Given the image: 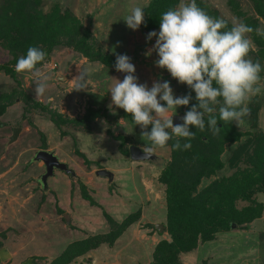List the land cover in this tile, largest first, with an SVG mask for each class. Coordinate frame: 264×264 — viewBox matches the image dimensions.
Instances as JSON below:
<instances>
[{
    "label": "rangeland",
    "instance_id": "rangeland-1",
    "mask_svg": "<svg viewBox=\"0 0 264 264\" xmlns=\"http://www.w3.org/2000/svg\"><path fill=\"white\" fill-rule=\"evenodd\" d=\"M5 1L14 0H0V4ZM151 1L41 0L39 14L33 15L37 22L59 11L70 26L75 25L70 41L77 37L81 47L91 44L101 57L92 60L66 42L54 44L34 69L47 77L46 90L40 97L34 95L32 73L14 71L22 54L15 59L8 47L0 44V264H23L29 259L32 264H51L70 244L109 233L111 226L130 218L132 222L113 243H104L69 264H153L156 245L162 239L171 240L167 230L168 186L163 180V167L172 159L170 140L163 147L153 146L146 136L141 137L142 130L134 125L131 115L122 109H109V88L124 74L101 59L103 54L115 63L116 55L126 54L135 66L138 83L151 87L153 81L168 80L174 96L187 95L188 86L154 65L158 58L154 52L145 56L155 43V38L146 41V35L159 30V20L147 23L151 16L145 10L144 24L133 31L122 19L131 7L146 9ZM187 2L180 0L178 5ZM195 2L213 19H223L228 28L240 22L251 26L253 32L246 34L253 46L248 57L262 65L257 82L261 91L245 101L248 111L243 124L237 127L234 123L244 134L240 140L225 144L220 155L224 167L203 177L197 187L200 191L216 179L229 177L238 167L253 169L257 162L256 156L249 162L241 157L236 166L228 161L235 148L256 143L253 141L264 133V37L255 32L264 29V12L260 11H264V0ZM67 36L64 33L62 38L67 41ZM258 104L255 125L251 109ZM187 110L188 106H180L176 114ZM15 128H21V132L11 142ZM132 145L143 150L151 147L159 160H133ZM42 150L53 152L73 174L56 169L45 184V165L36 160ZM249 152L252 154V148ZM102 169L113 173L112 181L97 175ZM261 175L245 184L250 199L237 197L234 202L238 210L258 209L261 204V213L251 220L233 221L212 240L200 241L197 248L183 254L184 264H264ZM235 196L242 194L237 192ZM158 225H163L162 231H157Z\"/></svg>",
    "mask_w": 264,
    "mask_h": 264
},
{
    "label": "clouds",
    "instance_id": "clouds-1",
    "mask_svg": "<svg viewBox=\"0 0 264 264\" xmlns=\"http://www.w3.org/2000/svg\"><path fill=\"white\" fill-rule=\"evenodd\" d=\"M122 19L128 29L138 30L145 22V8L133 6ZM251 32L253 28L243 22L233 23L228 28L223 19H213L201 10L195 0L162 12L159 30L146 35V41L155 38V43L145 56L154 52L158 57L154 65L166 70L177 83L188 86L195 94L196 103L184 113L181 124H174L177 109L188 106L193 97L174 96L168 80L153 81L151 87L138 83L131 58L118 54L114 68L124 76L122 80L115 79L109 88V109L113 112L122 109L131 115L134 125L142 130L141 137L146 136L156 147L165 146L175 137L178 139L173 144L174 149L191 148L195 133L190 127L204 131L205 118L208 130L216 134L220 127L212 114L217 111V104L220 105L219 120L240 127L248 111L243 106L245 101L261 91L257 82L262 65L248 57L253 46L246 34ZM255 32L264 37V29L257 28ZM45 55L40 47L29 46L14 66L16 73H32L35 97L42 96L47 87V77L34 71ZM149 126L150 130L145 131ZM180 139L185 140L182 145ZM152 153L151 147L145 149L146 156Z\"/></svg>",
    "mask_w": 264,
    "mask_h": 264
},
{
    "label": "trees",
    "instance_id": "trees-1",
    "mask_svg": "<svg viewBox=\"0 0 264 264\" xmlns=\"http://www.w3.org/2000/svg\"><path fill=\"white\" fill-rule=\"evenodd\" d=\"M14 1H5V3L0 4V44L8 47V51L15 59L20 53L22 56L25 55L29 46H38L44 52H50L49 49L54 44H64L65 42L92 60L101 57L91 44L81 47L77 37L76 41H70L74 36L75 25L74 27L70 26L59 11L48 14L43 17L42 21L37 22L33 15L39 14L37 6L41 0ZM179 1L152 0L150 6L145 10L154 21L150 17L147 23L155 21L157 23L160 14L176 8ZM9 10H12V13ZM260 11L264 12L261 9ZM64 33L68 34L67 37L70 38H67V41L62 38ZM101 59L106 63L115 64L103 54ZM187 88V95L193 97L189 102V109L196 101L194 92L189 87ZM219 106V104L216 105L217 111L212 114L216 116L220 127L216 134L208 130L207 118H205L204 131L190 127V130L195 133L190 141L191 148L187 150L174 149L173 144L178 138L170 139L172 159L168 165L163 167V180L168 186L166 197L168 206L167 230L171 240L162 239L156 245L153 264H184L182 261L183 254L197 248L200 241L212 240L216 233L231 227V222L254 219L262 211L261 204H259L258 209L248 207L238 210L234 202L237 197L250 199V196H247L244 191L245 184L255 181L261 173L263 175L260 177L264 178V133L259 134L253 141L256 143H243L235 148L228 161L231 166H236L241 157L245 156L246 162H249V159L256 156L257 162L253 169L238 167V170L229 177L223 176L216 179L208 187L197 191L198 184L203 177H209L224 167L220 155L225 144L240 140L244 134V132L236 129L234 123H225L219 120ZM259 106L258 104L251 109L255 125ZM184 142V139H180L181 145ZM250 148H252V154L249 152ZM41 184L44 190L47 189L42 180ZM247 187L249 188V186ZM237 192H241L242 196L233 197ZM230 201L232 204H229ZM254 202V200L251 201V203ZM132 220V218L125 219L121 224L111 226L109 233L92 235L70 244L65 252L51 264H69L78 256L104 243H113L118 234L126 229Z\"/></svg>",
    "mask_w": 264,
    "mask_h": 264
},
{
    "label": "water",
    "instance_id": "water-1",
    "mask_svg": "<svg viewBox=\"0 0 264 264\" xmlns=\"http://www.w3.org/2000/svg\"><path fill=\"white\" fill-rule=\"evenodd\" d=\"M184 113L185 112L174 115L173 117L174 124L178 125L182 123ZM20 132H21V128H15L13 135L10 138V141L14 142L18 138ZM144 152L145 150H143L141 147L137 145H132L130 147L131 158L135 161H154L156 162L159 160V157L155 155L154 153H152L151 156H146ZM36 160L42 161L45 165L46 173L42 177L45 184H46L47 178L54 175L55 169H59L67 173L73 174V171L68 169L67 164L61 162L59 158L53 152L46 151V150L39 151L36 155ZM97 175L107 177L109 181H112L114 177L113 173L106 169L98 170ZM158 229L159 231H162L163 225H158ZM23 264H32V261L31 259H29Z\"/></svg>",
    "mask_w": 264,
    "mask_h": 264
}]
</instances>
